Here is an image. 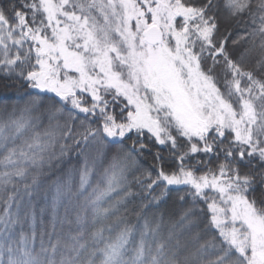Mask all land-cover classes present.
<instances>
[{
	"label": "snow or ice",
	"instance_id": "obj_1",
	"mask_svg": "<svg viewBox=\"0 0 264 264\" xmlns=\"http://www.w3.org/2000/svg\"><path fill=\"white\" fill-rule=\"evenodd\" d=\"M4 99L0 264H264V0H0Z\"/></svg>",
	"mask_w": 264,
	"mask_h": 264
},
{
	"label": "trees",
	"instance_id": "obj_2",
	"mask_svg": "<svg viewBox=\"0 0 264 264\" xmlns=\"http://www.w3.org/2000/svg\"><path fill=\"white\" fill-rule=\"evenodd\" d=\"M0 103H2V104H9V103H13V101H9V100L4 99V100H0ZM46 124H47V120H46V119L44 120V122H43L42 125L39 124V122H37V128H36V130H38V131H42V130H43V127L46 126ZM45 204H49V205H50V200H49V201H46V200L44 199L43 196H41V197L39 198V200L36 202V209H35V211H36V213H37V221H36L34 227H35V229H36L37 232L40 230V220H41V219L44 221V224H45V225H48L49 222L51 221L50 206H49V211H48L44 216H42V217L39 216V208L45 206ZM62 211H63V210L61 209V212H62ZM0 214H2V212H0ZM58 227H59V225H58ZM14 230H15L17 233L20 231V229H19L18 226H17V228L14 229ZM67 239H68V238L65 237V240H67ZM36 246H38V242H37V244H34V247H36Z\"/></svg>",
	"mask_w": 264,
	"mask_h": 264
}]
</instances>
